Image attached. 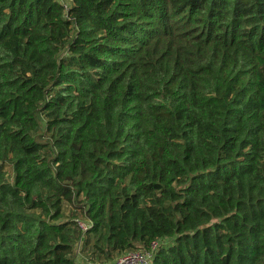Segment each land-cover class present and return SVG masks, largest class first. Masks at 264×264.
<instances>
[{"label":"trees","instance_id":"trees-1","mask_svg":"<svg viewBox=\"0 0 264 264\" xmlns=\"http://www.w3.org/2000/svg\"><path fill=\"white\" fill-rule=\"evenodd\" d=\"M154 242L264 264V0H0V264Z\"/></svg>","mask_w":264,"mask_h":264},{"label":"built area","instance_id":"built-area-1","mask_svg":"<svg viewBox=\"0 0 264 264\" xmlns=\"http://www.w3.org/2000/svg\"><path fill=\"white\" fill-rule=\"evenodd\" d=\"M79 225L84 229L86 224L79 222ZM157 247V243L151 244L149 250H135L127 252L114 260L111 264H152L153 252Z\"/></svg>","mask_w":264,"mask_h":264},{"label":"rangeland","instance_id":"rangeland-1","mask_svg":"<svg viewBox=\"0 0 264 264\" xmlns=\"http://www.w3.org/2000/svg\"><path fill=\"white\" fill-rule=\"evenodd\" d=\"M65 212H68L69 210V205H65L64 206ZM79 249L76 248V252H75V260L77 262V264H91L90 262H88L84 255L78 251Z\"/></svg>","mask_w":264,"mask_h":264}]
</instances>
